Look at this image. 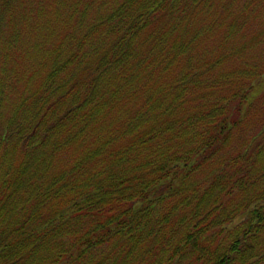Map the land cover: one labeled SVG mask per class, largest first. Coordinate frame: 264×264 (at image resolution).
<instances>
[{
	"label": "trees",
	"instance_id": "1",
	"mask_svg": "<svg viewBox=\"0 0 264 264\" xmlns=\"http://www.w3.org/2000/svg\"><path fill=\"white\" fill-rule=\"evenodd\" d=\"M0 264H264V0H0Z\"/></svg>",
	"mask_w": 264,
	"mask_h": 264
},
{
	"label": "rangeland",
	"instance_id": "2",
	"mask_svg": "<svg viewBox=\"0 0 264 264\" xmlns=\"http://www.w3.org/2000/svg\"><path fill=\"white\" fill-rule=\"evenodd\" d=\"M257 52H259V49H257V48H252L250 51L251 54H255Z\"/></svg>",
	"mask_w": 264,
	"mask_h": 264
}]
</instances>
